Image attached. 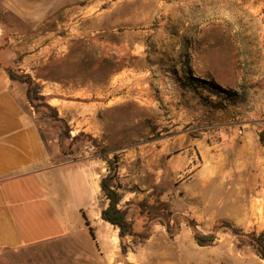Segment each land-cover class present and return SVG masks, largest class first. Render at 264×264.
Here are the masks:
<instances>
[{
	"label": "rangeland",
	"instance_id": "rangeland-1",
	"mask_svg": "<svg viewBox=\"0 0 264 264\" xmlns=\"http://www.w3.org/2000/svg\"><path fill=\"white\" fill-rule=\"evenodd\" d=\"M103 8L93 27L106 32L85 34L84 21L76 31L62 29L58 50L41 72L47 82L35 80L71 136L81 135L72 146L66 140L60 147L61 163L92 167L95 181H101L110 170L99 157L106 151L109 159L118 158L112 170L116 184L143 196L144 222L158 224L168 215L170 231H154V242L141 237L152 227L126 239L137 264H154V252L174 250L173 235L185 224L195 227L196 218L204 226L215 224L206 235L222 239L219 244L230 245L235 237L238 246L254 249L248 234L260 235L253 226L264 224V0H106ZM100 80L109 106L92 124L86 92L91 81L95 87ZM28 107L56 150L61 128L43 107ZM190 143L204 166L217 172L212 193L193 197L201 209L184 187L188 173L151 171L165 168L171 156L180 158ZM123 163L140 171L125 186ZM227 187L234 191L226 193ZM106 201L101 192L97 204L104 207ZM217 201L219 215L226 211L246 228L212 213L202 219L209 214L204 203ZM230 226L242 229L241 235ZM26 251L20 256L27 264H53L52 250Z\"/></svg>",
	"mask_w": 264,
	"mask_h": 264
},
{
	"label": "crops",
	"instance_id": "crops-1",
	"mask_svg": "<svg viewBox=\"0 0 264 264\" xmlns=\"http://www.w3.org/2000/svg\"><path fill=\"white\" fill-rule=\"evenodd\" d=\"M105 1L0 0V264H27L20 256L25 255V250H52L53 264H137L135 253L122 255L119 228L101 217L108 201L104 207L97 204L101 188L92 167L61 163L60 146L56 150L51 148L52 142L46 141L36 115L28 107L27 86L11 80L6 71L10 68L18 74L47 82L41 72L58 50V35L62 29L76 31L77 25L84 21L85 34L106 32V28L93 27L94 20L106 13ZM99 82L101 84L94 87L91 81V88L86 92L90 97L86 109L92 124L96 115L109 106L107 87L102 85L103 80ZM55 101L58 99H50V102ZM152 159L158 161L161 157L154 155ZM203 160L190 143L180 158L171 156L165 168L157 166L151 171L159 175L188 173L184 187L188 189L190 201L201 209L198 197H193L212 193L213 173H217L215 169L209 171ZM128 170V164L123 163V186L140 174L139 170ZM119 190L123 195L120 208L128 209L133 231L140 233L152 227L143 238L145 242L156 240L154 231L157 229L167 231L161 222H144L139 205L143 196L130 190V186ZM230 191H234L232 187L225 189L226 193ZM219 205V201L205 202L203 210L209 214L202 215V219L212 213L246 228L226 211L222 210L219 215L216 209ZM196 219L199 220L194 221L195 227L185 224L173 235L174 250L151 255L150 259L158 260L154 264H264L254 249L235 244V237L231 238L230 245L219 244L222 239L216 238L212 246H199L196 234L210 233L215 224L204 226L203 220ZM253 229L264 232V224L258 223ZM128 237L132 236L126 239ZM114 238H118L117 242H112Z\"/></svg>",
	"mask_w": 264,
	"mask_h": 264
},
{
	"label": "trees",
	"instance_id": "trees-1",
	"mask_svg": "<svg viewBox=\"0 0 264 264\" xmlns=\"http://www.w3.org/2000/svg\"><path fill=\"white\" fill-rule=\"evenodd\" d=\"M6 71L9 74L11 80L26 84V96L30 105H32V107H34L36 110H39L41 107L46 109L48 115L51 117L54 124L61 128L59 139L60 147L62 148V150L66 140H71L70 146H72V144H74L80 139L81 135H77L75 137L71 136L70 127L68 126V123L64 119L59 117L58 110L56 108L50 106L46 102V96L42 94L40 85L30 75L18 74L10 68L6 69ZM86 137L93 144L96 145L98 143L97 140L92 136L86 135ZM105 153L106 151H104V153H102L99 157L108 165L110 170L109 173L101 179L100 188L105 199L108 201V206L102 210L101 217L104 221L119 228L121 252L122 255H126L129 251V247L126 243V237H136L138 236V234L133 231L132 223L128 220V209L120 208V203L123 199V195L119 190L120 187L116 184L114 174H112L114 164H117L118 158L115 157L114 160H111L108 158L107 155H105ZM141 206H143V204H141ZM165 218L166 219L162 220L161 223L166 227L167 231L169 232L171 229L170 219L168 218V215L165 216ZM85 219L87 225L90 226L86 217ZM230 230L236 236H240L242 233V229H238L232 226H230ZM90 231L92 236L95 238V235L91 228ZM141 237L144 238L145 235H141ZM248 237L251 238V246H253L257 254L264 260V232L260 235H256V233H251L248 234ZM196 240L198 245L201 247L212 246L216 241V236L196 234Z\"/></svg>",
	"mask_w": 264,
	"mask_h": 264
}]
</instances>
